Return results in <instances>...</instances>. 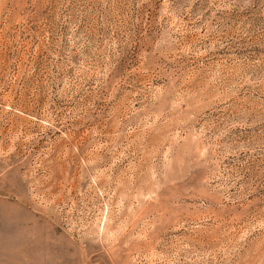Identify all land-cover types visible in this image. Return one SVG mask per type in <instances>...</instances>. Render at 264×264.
<instances>
[{
  "label": "rangeland",
  "instance_id": "1",
  "mask_svg": "<svg viewBox=\"0 0 264 264\" xmlns=\"http://www.w3.org/2000/svg\"><path fill=\"white\" fill-rule=\"evenodd\" d=\"M0 264H264V0H0Z\"/></svg>",
  "mask_w": 264,
  "mask_h": 264
}]
</instances>
